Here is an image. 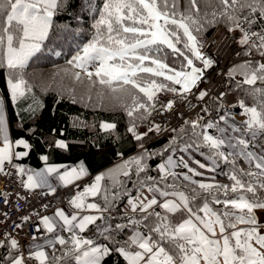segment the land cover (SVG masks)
Segmentation results:
<instances>
[{
    "label": "snow or ice",
    "instance_id": "snow-or-ice-1",
    "mask_svg": "<svg viewBox=\"0 0 264 264\" xmlns=\"http://www.w3.org/2000/svg\"><path fill=\"white\" fill-rule=\"evenodd\" d=\"M219 2L222 8L218 13H213L214 18L230 24L229 31L238 30L242 33L239 43L249 46V55L256 51L264 58V35L251 31V26L257 20L264 21V0ZM190 3L192 10L198 14L196 0H190ZM62 6V0H0V52L3 53L0 56V68H6L9 72L7 82L13 102L25 95L23 69L29 59L42 50L53 28V16ZM68 6H75V2ZM88 8L94 10L90 3ZM244 25L248 26L249 31H245ZM92 28V39L83 45L69 63H75L89 79L95 76L96 82L113 92H126L130 88L142 94V97L133 95L131 105L125 106L131 120L128 131L133 133L136 141L141 142L142 152L126 162L134 165V168H127L123 175L128 178L133 174L137 176L138 186L134 185L137 194L133 196L122 182L114 183L111 187L102 186L104 174L97 175L95 182L77 192L70 201L78 211L66 214L60 209L54 216L42 218L44 229L54 237L46 241L48 246L55 248L57 242L60 245L69 243L59 234L60 231L66 230L72 234L71 248L61 257L53 253L51 259L56 260L57 264H67L68 257L75 264H102L105 258L115 252L126 264H176L177 260L180 264H201V261L204 264H221V261L223 264H264V252L252 243L256 240L264 246V234H261L260 221L255 214V210L264 209V200L259 197V192L264 190V146L259 150L256 148L258 139H264V87H254L258 81L264 83V63L258 62L253 66L247 61L243 65L246 70L241 73L243 79L237 83V88L246 91L259 105L246 107L243 101L240 102L239 106L249 117L243 124L237 126L234 117L226 113L219 115L215 121L205 122L202 128V118L186 122L190 123L192 135L199 143H187L180 150L189 152L193 147L198 151L206 149L208 162L197 160L195 163L212 173L221 163L229 165L224 175L231 184L216 183L215 175L208 177V182L196 181L193 177L203 176V172L191 168L183 156L169 155L158 165L160 181H167L169 177L176 179L181 174L175 169L183 167L187 169L182 174L183 179L195 185L190 194L169 191L174 185L162 188L153 177L139 180L141 174L148 171L146 161L152 156L142 141L161 128L153 123L146 131L140 132L137 121H144L146 116L151 115L150 109H155L159 103L160 92L173 93L186 99L205 70L212 66L213 61L200 51L197 35L194 34L200 31V21L191 14L179 12L177 0H104L102 8L94 17ZM165 50L182 58V61L177 66H171L167 62L168 52ZM194 61H200L202 67H197ZM245 85L249 87L245 88ZM206 95L207 92H200L198 98L203 100ZM174 104V100H169L161 107L167 112L173 109ZM204 110L207 111L206 108ZM29 111L34 112L31 108ZM101 127L111 130L116 125L105 122ZM0 141L3 143V147H0V171L5 162L11 163L14 157L27 156L28 150L33 147L27 139L20 138L14 142L10 139L2 99ZM54 144L58 149L69 148L63 139L54 141ZM20 146L25 150L14 151V147ZM172 151L174 153L175 149ZM200 155L204 156L205 152L200 151ZM42 159L46 162L44 169L38 172L27 170L26 187L30 190L44 187L52 189V174L65 186L89 175L83 162L76 167L57 166L47 165V155ZM240 160L245 161L250 170L239 167ZM19 172L25 174L26 170L21 167ZM197 189L208 195L202 197L201 206L194 210L192 204L197 199ZM144 190L153 194L151 199L143 195ZM97 196L101 197V203L86 202L87 197ZM122 196L127 197L128 209L138 214L139 218L125 216L126 223L112 224L111 209ZM157 196L165 198L162 203ZM209 199L216 205L222 204L223 210L217 211L210 207ZM157 206L164 210L165 215L155 211ZM86 211L96 214L81 215ZM184 213L187 214L186 218L176 224L169 219L168 214ZM97 221L101 223L97 224ZM237 223L248 227L237 228ZM90 225L95 226L105 240H112V246L82 238L81 233ZM127 229L133 230L132 235L123 244L114 240L117 233ZM3 243L0 241V246ZM34 248L38 250H28L29 257L45 264L49 260V255L43 250L45 245L36 244ZM11 249H16L18 254L11 256ZM9 255V264H27V257L20 251L15 238L10 241Z\"/></svg>",
    "mask_w": 264,
    "mask_h": 264
},
{
    "label": "trees",
    "instance_id": "trees-1",
    "mask_svg": "<svg viewBox=\"0 0 264 264\" xmlns=\"http://www.w3.org/2000/svg\"><path fill=\"white\" fill-rule=\"evenodd\" d=\"M73 2H75V6L69 7L68 5ZM89 3L94 10H89ZM103 3L104 0H62L63 6L53 16V28L49 38L44 42L42 50L29 59L23 69V79L26 81L25 95L15 102L12 101L7 82L9 72L6 68H0V98L5 104L11 138L13 140L27 139L33 146L32 149L28 150L27 156L13 159V163L18 168L22 167L25 170L38 168L46 164L42 159L45 155L49 157L47 163L83 162L89 174L93 175L92 182H95L97 175L104 174V179L101 181L102 186L111 187L114 183L122 182L135 196L137 192L134 185H137L138 178L134 174L130 178L125 177L123 172L129 167L134 168V165L126 162L140 155L142 149L140 147L141 142L136 141L133 133L128 131L131 127V120L126 114L125 106L131 105L133 95L142 97V94L130 88L126 92H113L109 87L96 82L95 76L89 79L82 69L75 66V63H69L83 45L92 39L94 17L97 16ZM177 3L179 12L191 14L200 21V31L194 33L197 35V39L206 40L218 26L226 29L231 27L223 19H216L213 16L214 12L218 13L222 8L219 0H196V6L199 8L198 14L192 10L190 0H177ZM251 27L255 31H264V21L257 20V23ZM165 51L168 52V50ZM2 55L3 53L0 52V56ZM181 61L182 58H177L168 52L167 62L171 66H177ZM245 62L247 61L237 63L234 66L235 71L231 72V76H229L227 89L237 93L246 104L259 107L251 95L237 88V83L243 79L241 73L246 70L243 67ZM250 62L253 66L258 63L256 60ZM77 73H79V78H77ZM237 74L242 79L235 78L234 75ZM157 82L159 83L160 79ZM248 87L245 85V88ZM254 87H264V83L258 81ZM157 107L156 104L155 109ZM30 108L34 112L29 111ZM205 108L207 109L206 112ZM218 108L219 100L216 98L211 97L206 101L197 117L202 118L200 128L205 122L218 119L220 115L217 114ZM155 109H150V112L152 113ZM150 116H146L144 121H137L139 129L149 122ZM191 121L193 120L189 119L186 122ZM104 122L114 123L115 129L106 130L102 128L101 124ZM186 122L181 128L172 130L167 135H158L157 132L150 133L149 138L142 141L152 156L146 161L148 171L141 174L139 180L153 177L162 188L166 185H174V188L168 190L183 191L190 194L191 188L195 185H191L189 181L183 179L182 174L187 171L183 167L175 169L177 173L181 174L176 179L169 177L167 181H160L161 172L156 167L164 162L170 154H174L175 157L184 155L191 168L204 173L203 176H194V180L208 182L207 178L215 175L216 183L231 184V181L224 175L228 171L229 165L221 163L216 172L212 173L199 168L195 163L197 159L191 157L189 152L180 150L187 143H199L192 135L190 123ZM60 139L69 145L68 149L55 147L54 141ZM173 148L175 149L174 153ZM165 149H169V151H165ZM202 150L207 152L206 149ZM190 151L199 159L208 162L207 158L201 156L195 147ZM157 153H163V155H157ZM238 165L245 170H250L243 160L238 161ZM147 183H151V181H147ZM197 192V199L192 204L194 210L201 206L202 197L208 195L199 189ZM259 197L264 200V190L259 192ZM91 200L101 203L100 196L91 198ZM208 202L214 210H223L222 204L216 205L212 203L211 199ZM125 204H127V197L122 196L111 209L115 211V216L110 223H126L125 216L132 219L139 218L138 214L126 212L123 209ZM155 211L165 215L164 210L158 206ZM168 215L172 223L176 224L186 218L187 214ZM100 223L97 221V224ZM132 231V229H127L122 233H117L114 240L123 244L132 235ZM85 234L98 243H107L110 247L113 244L112 240H105V237L97 232L95 226H90ZM66 240L69 243L55 246L53 250L55 256L61 257L71 248L70 239L66 238ZM55 249H58V252ZM9 250L10 241H5L3 246H0V264L10 261ZM17 254L16 249H11V256ZM102 263L126 264L115 252L105 258ZM48 264H57V262L51 259ZM67 264H75V261L68 257Z\"/></svg>",
    "mask_w": 264,
    "mask_h": 264
},
{
    "label": "built area",
    "instance_id": "built-area-1",
    "mask_svg": "<svg viewBox=\"0 0 264 264\" xmlns=\"http://www.w3.org/2000/svg\"><path fill=\"white\" fill-rule=\"evenodd\" d=\"M244 28L245 31H249L247 25H244ZM251 31L255 30L251 27ZM257 32L264 35V31ZM241 36L242 33L238 30L229 31V29L218 26L206 40L197 39L200 51L206 58L211 59L213 64L205 70L201 80L186 99L173 93H158V107L149 118L151 124L160 125L161 130L157 132L158 135H167L170 131L181 128L187 120L196 119L206 101L211 97L219 100L217 114L226 113L228 116L239 118L243 116L244 111L239 106L240 96L227 89L228 79L231 76L230 70L243 61L256 60L264 63V58H261L260 53L256 51L249 55V46L239 43ZM198 62L202 67V63ZM234 77L242 79L238 74ZM200 92H207L203 100L198 98ZM169 100H174L175 104L171 111L165 112L161 105L167 104ZM156 169L159 171L158 166ZM23 177L13 160L11 163L6 162L3 170L0 171V241H11L15 238L21 248L48 233L44 229L42 218L49 211L60 206L75 210L70 201L77 192L83 191L86 186L92 184L93 175L89 174L67 186L58 184L54 191H45L40 188L30 190L26 187ZM143 195L148 199L152 198V193L147 190H144ZM91 198L87 197L86 202L90 203ZM110 215L114 217L115 211L111 210ZM24 255L31 258L25 252Z\"/></svg>",
    "mask_w": 264,
    "mask_h": 264
},
{
    "label": "crops",
    "instance_id": "crops-1",
    "mask_svg": "<svg viewBox=\"0 0 264 264\" xmlns=\"http://www.w3.org/2000/svg\"><path fill=\"white\" fill-rule=\"evenodd\" d=\"M1 99V98H0ZM4 109H5V104H4ZM5 117H6V111H5ZM6 120H7V117H6ZM7 124H8V122H7ZM8 130H9V127H8ZM9 136H10V139L11 140H13L12 138H11V135H10V132H9ZM0 147H3V143H2V141H0ZM15 148V147H14ZM17 150H19V151H24L25 149H23V147L22 146H20V147H17L16 148ZM14 158H20V157H14ZM13 158V159H14ZM6 163V162H5ZM80 163H67V164H55V163H47V165H57V166H59V165H67V166H72V167H76V166H78ZM46 167V164H44V165H42V166H40V167H38V168H35V169H33V170H31L32 172H38V171H40V170H42V169H44ZM61 171H63V169H61ZM89 173V172H88ZM27 174H29L28 172H27V170H26V173L25 174H23V180H24V182H25V184H26V182H27ZM76 181H74L73 183H75ZM50 183H51V185H52V189H54L55 188V186L56 185H58V184H63L62 182H60V181H58V180H56L55 179V174H52V177L50 178ZM72 183V184H73ZM70 185V184H69ZM40 189H43V190H45V191H52V189H50V188H48V187H44V188H40ZM157 199L159 200V201H161V200H163V199H165V198H163V197H159V196H157ZM91 202H95V201H93V200H91ZM60 209H62V210H64L65 212H66V214H71V213H73V212H75V211H78V210H73V209H70L69 207H67V206H60V207H58V208H56V209H54V210H52V211H49L45 216H49V217H52V216H54V214H55V212L57 211V210H60ZM123 209H127V210H129L128 209V205L127 204H125L124 205V207H123ZM83 214H96L94 211H86V212H82L81 213V215H83ZM91 226V225H90ZM90 226H88L86 229H85V231L90 227ZM85 231L83 232V234L81 233V237L82 238H89V237H87V235L85 234ZM59 234L60 235H62L65 239L66 238H71V233L70 232H68V231H60L59 232ZM66 236V237H65ZM48 239H54V237H53V235L51 234V233H46V234H43V235H41V236H39V238L37 239V240H34V241H32V242H29V243H27L26 245H24V247L23 248H21L20 246V251H24L27 255H29V251L28 250H32V251H36V250H38V249H35L34 248V245H36V244H43V245H45V248L43 249L48 255H49V260H51V256H52V254H53V250H54V248H52L51 246H48L47 245V243H46V241L48 240ZM96 241V240H95ZM98 243V242H97ZM57 244H59L58 242L56 243V245ZM32 258V259H31ZM30 259L29 258H27V264H40V261L39 260H37V259H35V258H33V257H31ZM49 260L48 261H46L45 262V264H48V262H49ZM2 264H9V262H5V263H2Z\"/></svg>",
    "mask_w": 264,
    "mask_h": 264
},
{
    "label": "rangeland",
    "instance_id": "rangeland-1",
    "mask_svg": "<svg viewBox=\"0 0 264 264\" xmlns=\"http://www.w3.org/2000/svg\"><path fill=\"white\" fill-rule=\"evenodd\" d=\"M194 63H195V65H196L197 67H200V64H199L198 61H194ZM234 68H235V67L233 66V67L231 68L230 72H234V71H235ZM236 69H237V68H236ZM240 99H241V101H243V99H242L241 97H240ZM243 103H244V105H245L246 107L254 106V105L246 104L244 101H243ZM242 109H243V108H242ZM243 111H244V110H243ZM221 115H222V114H221ZM230 117H232V116H230ZM233 117H234V120H235L237 126L243 124V122L246 121V120L249 118L248 115H247L245 112H244L243 116L240 117V118H239V117H236V116H233ZM104 123H105V122H104ZM108 123H109V122H108ZM229 123H232V122L230 121ZM149 126H151V123H150V122H148L147 124H145V125H143L142 127H140L139 131H140V132L146 131L147 128H148ZM211 131H212V130H211ZM259 140H261V141H259ZM12 141L14 142L15 140H12ZM262 146H264V139H258L257 144H256V148H257V150H259ZM16 148H17V147L14 148V151H19V150H17ZM200 151H203V150L200 149L199 152H200ZM204 152H205V151H204ZM170 155H174V154H170ZM189 155H190L191 157H195L197 160L201 161L202 163H206L205 161H203V160L199 159L198 157H196L191 151H189ZM207 155H208V153L205 152L204 157L207 158ZM182 156L184 157V155H182ZM174 157H175V156H174ZM166 159H167V158H166ZM184 159L186 160V157H184ZM186 161H187V160H186ZM187 162H188V161H187ZM188 164H189V162H188ZM190 165H191V164H190ZM92 183H93V182H92ZM152 195H153V194H152ZM163 200H164V199H163ZM163 200H161V201H163ZM255 214H256L258 220L260 221V231H261V234H264V209H257V210H255ZM233 223H236V222L233 221ZM246 227H248V225L237 223V228H246ZM219 236H220V233H219V229H218V227H217V237H219ZM91 239H93V238H91ZM93 240H94V239H93ZM252 243H253V246H254V247L258 248V250H260L261 252H264V246L260 245L256 240H253ZM100 244H101V243H100ZM176 264H180V261L177 260V261H176ZM201 264H204V262L201 261ZM221 264H223V261H221Z\"/></svg>",
    "mask_w": 264,
    "mask_h": 264
},
{
    "label": "bare ground",
    "instance_id": "bare-ground-1",
    "mask_svg": "<svg viewBox=\"0 0 264 264\" xmlns=\"http://www.w3.org/2000/svg\"><path fill=\"white\" fill-rule=\"evenodd\" d=\"M86 232V231H85ZM83 234V233H82ZM90 236V235H89ZM66 237V236H65ZM93 237V236H92ZM56 246V245H55ZM69 246V245H68ZM70 246H71V244H70ZM58 247V246H57ZM61 247V246H60ZM3 249V248H2ZM56 250V249H55ZM61 250V249H60ZM57 252H58V249L56 250ZM56 251H55V253H56ZM62 253V252H61ZM57 255V254H56ZM62 255V254H61ZM5 256V255H4ZM57 257V256H56ZM6 259V258H5ZM32 259V258H31ZM53 260V259H52ZM7 261V260H6ZM51 261V260H50ZM103 264V263H102Z\"/></svg>",
    "mask_w": 264,
    "mask_h": 264
}]
</instances>
